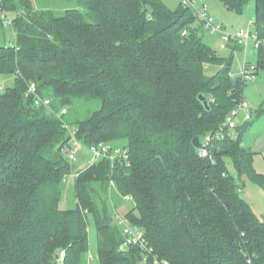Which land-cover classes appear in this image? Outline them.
<instances>
[{
  "label": "trees",
  "instance_id": "obj_1",
  "mask_svg": "<svg viewBox=\"0 0 264 264\" xmlns=\"http://www.w3.org/2000/svg\"><path fill=\"white\" fill-rule=\"evenodd\" d=\"M72 1L77 7L60 14L0 0L15 36L13 46L0 45V76L15 77L0 93V264H86L90 218L100 264H151L124 246L113 187L134 202L124 216L170 264H264V215L253 214L224 160L264 187L241 141L248 126L214 141L212 158L193 143L219 132L242 102L245 82L230 76L232 59L203 41L194 9L182 4L173 12L161 0ZM221 1L241 15L250 0ZM255 8L264 42V0ZM257 52L258 76L264 45ZM209 65L222 68L207 75ZM31 84L54 114L35 105ZM84 96L107 99L111 111L77 123L56 116ZM63 121L85 147L126 140L131 161L113 168L102 158L78 171L77 203L66 210L65 180L76 166L63 154L71 140Z\"/></svg>",
  "mask_w": 264,
  "mask_h": 264
},
{
  "label": "rangeland",
  "instance_id": "obj_2",
  "mask_svg": "<svg viewBox=\"0 0 264 264\" xmlns=\"http://www.w3.org/2000/svg\"><path fill=\"white\" fill-rule=\"evenodd\" d=\"M173 12H176L181 6L180 0H161ZM34 11L54 10L57 13H62L67 9L76 8L77 4L72 0H31ZM199 3H205L209 15H211L216 24L225 28L227 33L235 34L242 26L247 25L248 21H254L255 18V0H250L243 14L239 15L233 11L226 9L221 0H199ZM201 27L203 41L211 47V49L220 57L232 59L231 75L234 79H241L243 66L246 62L253 65L259 64V54L254 47L253 41L248 45H239L236 42L225 43L222 41L219 32L212 33L206 27H202L200 21L195 24ZM246 28V26H244ZM251 31L253 35L257 34V27L252 22ZM15 43L14 32L9 28H0V45L13 46ZM222 45H226L223 49ZM236 51V52H235ZM235 52V53H233ZM131 65L130 70H133ZM129 71V70H128ZM218 67L215 65L206 66L207 75H213L218 72ZM132 72V71H131ZM134 72V70H133ZM15 77L13 75L0 76V93L7 87L13 86ZM242 108L239 110L236 118V124L242 126L245 122V129L241 136L242 144L247 150L254 152L253 155V171L255 176H264V68L259 69L258 76L255 79L246 81L242 90ZM72 107L67 108L68 120L71 123H77L92 117L96 112L109 113V104L104 99L84 96L75 98ZM106 104V105H105ZM247 113L251 114V119L246 121ZM108 143V142H107ZM114 148H124L127 145L126 140L113 142ZM85 149H77L78 161L74 164L76 167L72 175L65 180V191L62 195L60 203L61 209H72L76 206V198L74 195L75 179L77 172L87 166L90 155ZM226 165L234 177L237 184L240 186L241 196L245 202L251 207L253 214L262 219L264 215V187L252 177L250 173L240 175L236 170L233 160L225 157ZM78 167V168H77ZM110 200L117 207L119 215H125L134 208L132 199H127V195L123 196L119 193L116 187L109 189ZM124 217V216H123ZM89 253L87 255L86 264H100L98 259V238L93 219H89Z\"/></svg>",
  "mask_w": 264,
  "mask_h": 264
},
{
  "label": "built area",
  "instance_id": "obj_3",
  "mask_svg": "<svg viewBox=\"0 0 264 264\" xmlns=\"http://www.w3.org/2000/svg\"><path fill=\"white\" fill-rule=\"evenodd\" d=\"M181 4L185 7H190L194 9L195 15L201 21V23L210 30L212 33L219 32L222 37V41L225 43L236 42L238 45H248L250 41H253L254 47L256 50H260L264 42L258 37V35H253L250 27L240 28L235 34L227 33L225 28L216 24L214 18L209 15L206 5L200 4L199 0H181ZM1 20L4 23L6 28H12L14 18L9 15L6 11L2 12L0 16ZM186 34V32L184 33ZM222 48L225 49L226 45H222ZM257 65L245 64L242 71L241 80L246 82L252 79H255L258 72ZM232 77V75L230 74ZM233 78V77H232ZM29 93L32 94L35 99V105L38 107L44 106L49 110V113L54 114V111L51 109V100L41 98L36 93V86L34 84L29 85ZM242 108L241 103L229 114L226 121L221 126L219 132L215 135H208L201 143L199 149L200 157H209L212 158L211 149L212 143L214 141H224L227 138H238L237 130L240 126L236 124V118L238 116L239 110ZM68 110L64 109L59 115H56L62 120V117L67 115ZM65 129L69 132L71 138L70 143L63 149V154L68 161L71 163H76L78 161L77 149H85V151L90 155L88 164L86 167L93 166L95 163L102 158L110 159L112 167L114 168L116 164H120L123 168H129L131 166L129 151L126 148H114L109 143H100L90 147L83 146L80 141L77 139V130L71 128L65 121H63ZM224 176H227L224 174ZM113 184V183H112ZM127 199H131L127 197ZM115 217L118 225L121 227L122 232L125 236V247H136L142 251V262L151 264H170L166 259H162L154 253L153 248L150 246V243L147 240V237L143 230L136 228L127 217L119 215L115 212ZM64 257V254H62Z\"/></svg>",
  "mask_w": 264,
  "mask_h": 264
},
{
  "label": "crops",
  "instance_id": "obj_4",
  "mask_svg": "<svg viewBox=\"0 0 264 264\" xmlns=\"http://www.w3.org/2000/svg\"><path fill=\"white\" fill-rule=\"evenodd\" d=\"M253 19H254V21H248L249 23H248L247 25H244V26H246V28H247V27H250V26L252 25V22H254V23L256 22V8H255V18H253ZM244 26H242V27L245 28ZM250 29H251V27H250ZM238 46H239V45H237V47H238ZM235 52H236V51H235ZM235 52H233V53H235ZM247 63H248V62H246L245 64H247ZM245 64H244V65H245ZM243 67H244V66H243ZM243 67H242V68H243ZM221 68H222V67H218V70L221 69ZM250 119H251V114H250V113H247V118L245 117V120L248 121V120H250ZM245 124H246V122H245L242 126H245ZM242 126H241V127H242ZM85 167H86V166H85ZM85 167H84V168H85ZM77 168H78V167H77ZM134 206H135V205H134ZM122 216H124V215H122Z\"/></svg>",
  "mask_w": 264,
  "mask_h": 264
},
{
  "label": "water",
  "instance_id": "obj_5",
  "mask_svg": "<svg viewBox=\"0 0 264 264\" xmlns=\"http://www.w3.org/2000/svg\"><path fill=\"white\" fill-rule=\"evenodd\" d=\"M200 100L203 101L205 106H206V108L209 109V103L206 101V98L203 95L200 96ZM193 143H194L196 148H200V146H201L200 138H195Z\"/></svg>",
  "mask_w": 264,
  "mask_h": 264
}]
</instances>
